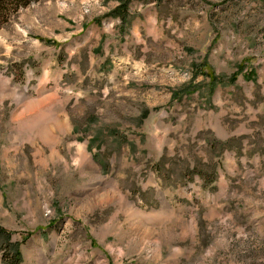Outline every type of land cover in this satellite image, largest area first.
<instances>
[{"label": "rangeland", "instance_id": "rangeland-1", "mask_svg": "<svg viewBox=\"0 0 264 264\" xmlns=\"http://www.w3.org/2000/svg\"><path fill=\"white\" fill-rule=\"evenodd\" d=\"M11 1L0 229L21 264H264V0Z\"/></svg>", "mask_w": 264, "mask_h": 264}, {"label": "trees", "instance_id": "trees-1", "mask_svg": "<svg viewBox=\"0 0 264 264\" xmlns=\"http://www.w3.org/2000/svg\"><path fill=\"white\" fill-rule=\"evenodd\" d=\"M11 0H0V20L5 16V13L9 10L8 4ZM23 2L24 0H19ZM11 2H14L12 0ZM191 173V172H190ZM194 173L202 179V187L210 188L217 180L216 169L213 168L204 170L197 169L196 171L191 173V176ZM0 236L5 239L0 240V249H1V263L2 264H21L22 258L21 253L19 251V245L16 243H11L10 234L3 229H0ZM2 239V238H1Z\"/></svg>", "mask_w": 264, "mask_h": 264}, {"label": "bare ground", "instance_id": "bare-ground-1", "mask_svg": "<svg viewBox=\"0 0 264 264\" xmlns=\"http://www.w3.org/2000/svg\"><path fill=\"white\" fill-rule=\"evenodd\" d=\"M36 112V111H35Z\"/></svg>", "mask_w": 264, "mask_h": 264}]
</instances>
